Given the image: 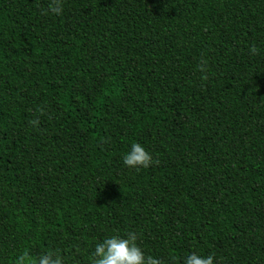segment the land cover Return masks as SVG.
<instances>
[{
	"label": "trees",
	"instance_id": "16d2710c",
	"mask_svg": "<svg viewBox=\"0 0 264 264\" xmlns=\"http://www.w3.org/2000/svg\"><path fill=\"white\" fill-rule=\"evenodd\" d=\"M61 2L0 0V264H264V0Z\"/></svg>",
	"mask_w": 264,
	"mask_h": 264
},
{
	"label": "clouds",
	"instance_id": "9594fccd",
	"mask_svg": "<svg viewBox=\"0 0 264 264\" xmlns=\"http://www.w3.org/2000/svg\"><path fill=\"white\" fill-rule=\"evenodd\" d=\"M51 13L60 15L63 11L61 0H51L49 4ZM250 53L255 55L258 49L252 45ZM198 70L201 73L206 71V64L203 59L198 64ZM202 79L206 80L207 76L203 75ZM123 164L129 168L149 167L154 161L152 155L145 150L139 143L131 145V151L123 156ZM137 234L129 232L127 238H120L116 235L105 238L102 242L95 245L91 253L90 264H163L160 259L151 255L145 256V253L136 243ZM214 254L207 257H200L195 253L187 256L184 264H213ZM13 264H63L60 255L53 252L42 254L38 259L29 255L28 251L22 252Z\"/></svg>",
	"mask_w": 264,
	"mask_h": 264
}]
</instances>
